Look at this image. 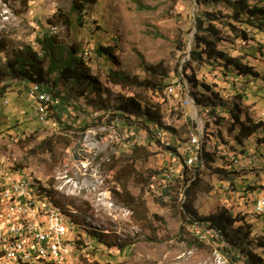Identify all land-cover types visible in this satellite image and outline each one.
Returning <instances> with one entry per match:
<instances>
[{
    "label": "rangeland",
    "instance_id": "rangeland-1",
    "mask_svg": "<svg viewBox=\"0 0 264 264\" xmlns=\"http://www.w3.org/2000/svg\"><path fill=\"white\" fill-rule=\"evenodd\" d=\"M73 2L0 0V39L7 45L0 65L28 47L41 55L38 39L44 33L52 35L66 50L73 45L80 49L78 58L105 91L106 106L102 111L97 98L96 106L88 107L82 89L68 88L60 103L38 114L27 92L11 84L9 103L0 101V183L6 175H29L54 198L40 188L42 196L59 201L72 215L74 238L96 244L89 254L76 250L70 257L63 256L62 264H248L208 228L182 229L184 190L195 180L192 207L202 217L228 211L237 219L235 227L246 226L244 235L247 226L252 227L244 245L261 259L251 264H264V212L256 213L255 207L264 191V143H260L264 134L258 132L240 146L235 118L243 122L249 115L264 124V33L247 30L248 41H244L229 26L218 24L226 37L218 50L254 67L261 77L238 78L191 61L196 19L204 13L231 17L223 5L201 7L194 0H95L80 24L70 14ZM63 14L70 15V27L59 21ZM234 25L237 32L246 30ZM95 40L112 49L116 71L143 81L153 79L148 67L160 66L169 73L164 91L123 90L110 84V65L97 58ZM189 62L199 97L208 93L202 85L209 86L218 95L216 107L197 105L192 96L195 83L187 80L184 71ZM134 96L161 106L163 126L156 130L175 129L177 144L203 137V146L216 163L187 171L180 165L182 160L161 146L137 117L125 120L127 114L118 108ZM185 171L192 179L184 178ZM0 216L4 217L2 210ZM85 229L103 233L106 244L117 246L99 245ZM121 245L127 247L123 252ZM0 264L9 263L0 259Z\"/></svg>",
    "mask_w": 264,
    "mask_h": 264
},
{
    "label": "trees",
    "instance_id": "trees-1",
    "mask_svg": "<svg viewBox=\"0 0 264 264\" xmlns=\"http://www.w3.org/2000/svg\"><path fill=\"white\" fill-rule=\"evenodd\" d=\"M194 1L201 7L211 5L217 7L219 5H223L229 9L232 14L231 17H221V13H204L202 17H198L196 19V34L193 42V49L191 51V61L210 64L214 68L220 69L222 73L231 72L238 78H261L254 67L243 63L239 58L229 57L227 54L218 50V46L226 40L223 30L218 24L221 22L223 25L227 27L229 26L237 39L241 38L244 41H248L249 33L247 30H256L264 33V2L259 0H253V2H251L252 0ZM92 3H95V0H74L70 14L75 15L78 22L81 24L87 19V8ZM221 18L226 20L222 21ZM59 21L68 27L73 24L69 14L59 15ZM234 24L246 27V30L237 32ZM38 44L41 48L40 50L43 52L41 55H39L38 52H35V49L32 47H28L24 53L19 52L13 58L8 60L5 66L0 65V101L9 99L8 94L10 92L9 88L12 87L11 84L20 85L19 83L21 81H26L30 85H47L51 89V94H54V96L59 98L60 101L64 98L62 96V92H64L65 89L78 88L82 89L83 93L87 94L85 96L87 97L89 103V105H87L88 107H95L96 104L94 100L97 98H100L102 102L106 93L98 86L97 82L92 80L89 76V71L86 69L87 65L82 58H78L80 49H78L76 45H73L66 50L64 45H61V43L57 41L56 37L46 33L38 39ZM6 49V42L3 39H0V56L6 51ZM66 52L67 56H64ZM94 53L97 58L104 61L105 65H110V69L107 74V81L110 84L120 87L123 90L146 89L155 92L164 91L165 88L163 86L169 77V73L162 71L160 66L148 67L146 69L148 74H150L153 79L159 77L161 79L160 82H154L153 79L142 81L136 76H130L122 71L115 70L113 51L110 47H106L97 41L95 42ZM191 68L192 63L189 62L184 67V71L187 76V80L190 83H195L192 96L196 99L197 105L199 107H205L204 104H208V107H216L215 99L218 98V95L217 93H214L209 86L205 84L202 85L208 93L207 95L203 94L201 98L199 97L197 93L199 84L196 83L195 76L191 71ZM8 78H10L11 81L6 82ZM165 86L168 87L167 85ZM109 100L110 99H108V101ZM100 106L103 107L106 105L102 102ZM103 110L104 107L102 111ZM118 110L127 114L126 116L128 117L124 118L129 122L130 116L137 117L139 121L143 123L148 133H151V130H156L163 126L162 108L159 104H153L150 101H140L134 96L129 98V100L125 103L121 104ZM114 118L115 115H113V119ZM235 118L240 125L239 132L236 136V143L240 146H244V141H248L256 133L262 132L264 134V124L261 122H254L249 115L245 116V121L243 122L240 121L239 117ZM164 129L167 133H171L178 139L179 135L175 129L170 127H165ZM260 143H264V139L260 140ZM177 145H185V143L179 141ZM136 148L137 146H134L135 150ZM205 148L206 147H204L203 152L204 162L207 166H211L216 163V159L212 154L206 152ZM171 151H173V153L177 156H181V154L178 153L179 149H175V151L174 149H171ZM197 174L198 172L196 173V176ZM184 178L192 179L186 171ZM123 188L126 190V186ZM42 189L48 196L53 195L52 191L44 189L43 187ZM196 189L197 183L193 180L191 184H187V187L184 190L187 203L182 205V214L185 224L182 229L186 230L188 228L193 231V227L196 224H201L202 226L208 228V230H211L212 233L219 237V239H221L223 243L227 244V246H232V248L237 252L239 251V256L241 255L238 258L239 260H242L241 257L243 256L244 260L248 264H251L252 261L260 262L261 259L256 257V255H254L244 245L245 240L252 234V227L247 226L248 232L244 235L243 230L246 226L235 227L237 219L226 210H222L221 212L213 214L209 217L200 216L191 205L196 196ZM131 200L137 205V200L134 197L131 196ZM57 204L61 206L65 216L72 217V215H69V213L66 212L63 205L59 201H57ZM73 222L78 227L80 226L77 221L73 220ZM194 229L199 231L201 228ZM85 232L87 233V236L95 239L99 245H106L109 249L113 248V246H117L106 244L104 242L103 233H99L96 230H86ZM196 237L199 239L198 236ZM120 248L121 252H123L127 247L121 245ZM223 251L229 254L227 249H223Z\"/></svg>",
    "mask_w": 264,
    "mask_h": 264
},
{
    "label": "built area",
    "instance_id": "built-area-1",
    "mask_svg": "<svg viewBox=\"0 0 264 264\" xmlns=\"http://www.w3.org/2000/svg\"><path fill=\"white\" fill-rule=\"evenodd\" d=\"M53 30H56L53 28ZM24 90H31L35 93L34 107L38 114H44L45 107H53L60 103V99L56 98L54 94H47V90H36L34 86H24ZM152 137L159 142L161 146H171L172 149H179L182 153V164L186 170L196 172L199 166H205L201 162V156L198 147L187 148V145H177V138L171 133H163L151 130ZM187 152H194V158H198L197 168H189V161H187ZM171 158L175 161V157ZM238 161L236 160V163ZM167 174V178H168ZM0 183V204L2 205V212H5V228L13 227V234H8L10 237V246H12V237L14 235H22V240H25V252H18L17 257H10L17 264H25V259H33L37 256H47L50 258V251L44 248V241H34V250H27V241H32L31 232L24 230V222H26V213L31 210H46L53 220L54 227L61 231V244L63 247H68V240L74 239L75 229L71 227V218L69 216H61L60 207L52 206L47 200L46 196H39V184H35L32 177L27 174H10L1 177ZM258 199H263L264 207V191ZM36 201H43V209H36ZM18 208H25V215H18ZM201 224H196L194 228H202ZM96 246V244H94ZM7 252L9 253V246ZM63 252H60L62 254Z\"/></svg>",
    "mask_w": 264,
    "mask_h": 264
},
{
    "label": "bare ground",
    "instance_id": "bare-ground-1",
    "mask_svg": "<svg viewBox=\"0 0 264 264\" xmlns=\"http://www.w3.org/2000/svg\"><path fill=\"white\" fill-rule=\"evenodd\" d=\"M19 84L24 86H34L36 90L44 89L47 90V94H51V89L45 84L30 85L26 81H21ZM20 89L24 90V87H20ZM25 91L27 92L28 98L32 102H34L35 93H33L31 90H25ZM6 103H9L8 100H6ZM48 108L49 107H45L44 110H47ZM157 132L166 133L163 130H157ZM202 138L203 137L201 136H194V138L187 143V148L198 147L201 156V162L202 164H205L203 159L204 147H203ZM163 147H165L168 150L170 149L171 155L174 154L173 151H171L172 149L171 146H163ZM180 154L181 156L178 157L180 160H182V153ZM187 161H189V168H197L198 158H194V152H187ZM204 167L205 166H199L198 170ZM42 194L43 193L40 191L39 188V196H42ZM46 200L52 206H59L51 197H46ZM256 206H263V199L257 201ZM36 209H43V201H36ZM1 210H2V205L0 204V211ZM263 212H264V207L263 208L256 207V213L263 214ZM60 214L61 216H65L61 207H60ZM18 215H25V208H18ZM32 229L34 231L31 232L32 241H27V250H34V241H44V248L50 251V258H48L47 256H37L36 258L33 259H25V264H34L35 262L37 264H62V257L63 256L70 257L76 250L81 251L84 254H89L91 251L95 249L94 242L90 240L89 241L80 240V239L77 240L75 238L68 240V247H63V245L61 244V231H59L57 227H54L53 220L46 210H39V212L38 210H31L30 212L26 213V222H24V230L32 231ZM8 234H13V227L5 228V212H4V217L0 216V259L8 262L9 264H17V262L10 259V257H17V249L18 252H25V240H22V235H14L12 237V246H10V237L8 236ZM8 246H9V253L7 252ZM60 252L63 253L60 254Z\"/></svg>",
    "mask_w": 264,
    "mask_h": 264
}]
</instances>
